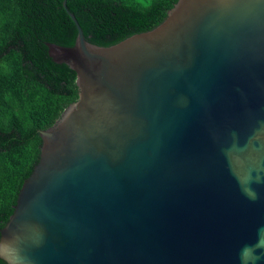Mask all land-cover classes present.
Here are the masks:
<instances>
[{
  "label": "water",
  "instance_id": "water-1",
  "mask_svg": "<svg viewBox=\"0 0 264 264\" xmlns=\"http://www.w3.org/2000/svg\"><path fill=\"white\" fill-rule=\"evenodd\" d=\"M46 43L79 99L41 131L7 264H264V0H179L110 47Z\"/></svg>",
  "mask_w": 264,
  "mask_h": 264
},
{
  "label": "trees",
  "instance_id": "trees-1",
  "mask_svg": "<svg viewBox=\"0 0 264 264\" xmlns=\"http://www.w3.org/2000/svg\"><path fill=\"white\" fill-rule=\"evenodd\" d=\"M179 0H68L88 42L110 47L159 26ZM64 0H0V238L40 159V132L79 99L77 75L46 43L73 47ZM0 264H7L0 259Z\"/></svg>",
  "mask_w": 264,
  "mask_h": 264
}]
</instances>
